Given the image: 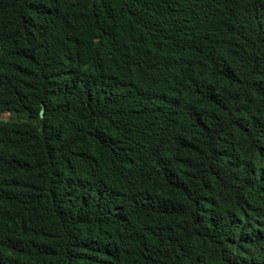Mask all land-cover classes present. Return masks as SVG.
I'll list each match as a JSON object with an SVG mask.
<instances>
[{
  "label": "trees",
  "instance_id": "16d2710c",
  "mask_svg": "<svg viewBox=\"0 0 264 264\" xmlns=\"http://www.w3.org/2000/svg\"><path fill=\"white\" fill-rule=\"evenodd\" d=\"M0 264H264V0H0Z\"/></svg>",
  "mask_w": 264,
  "mask_h": 264
},
{
  "label": "rangeland",
  "instance_id": "374dc122",
  "mask_svg": "<svg viewBox=\"0 0 264 264\" xmlns=\"http://www.w3.org/2000/svg\"><path fill=\"white\" fill-rule=\"evenodd\" d=\"M10 117H11V115L9 113L1 114V118H3V119H9Z\"/></svg>",
  "mask_w": 264,
  "mask_h": 264
}]
</instances>
